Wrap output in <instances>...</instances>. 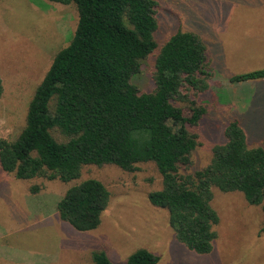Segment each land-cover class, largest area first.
Segmentation results:
<instances>
[{"label": "trees", "instance_id": "trees-1", "mask_svg": "<svg viewBox=\"0 0 264 264\" xmlns=\"http://www.w3.org/2000/svg\"><path fill=\"white\" fill-rule=\"evenodd\" d=\"M49 1L74 3L77 28L35 89L21 132L11 140L0 135L4 171L23 180L71 182L86 166L135 172L152 163L161 184L149 193L150 202L169 211L178 240L200 254L213 250L220 222L215 188L242 192L264 213V141L252 145L238 117L227 121L225 141L214 145L210 162L190 171L210 111L204 96L213 76L200 34L180 28L160 44L158 0ZM151 58L152 88L146 90L137 80ZM256 79H264V68L235 74L231 82ZM3 92L0 73V101ZM110 199L102 181L88 178L66 190L57 210L77 230L90 231L101 224ZM92 260L116 264L101 250ZM158 261L140 248L124 264Z\"/></svg>", "mask_w": 264, "mask_h": 264}, {"label": "rangeland", "instance_id": "rangeland-1", "mask_svg": "<svg viewBox=\"0 0 264 264\" xmlns=\"http://www.w3.org/2000/svg\"><path fill=\"white\" fill-rule=\"evenodd\" d=\"M158 1V42L180 28L193 30L207 43L212 61L211 88L204 96L210 111L190 171L210 162L231 118L242 121L252 145L264 141V79L231 82L235 74L264 68V0ZM78 18L74 3L0 0L2 137L15 139L25 126L35 89L56 54L70 44ZM153 69L151 58L137 80L146 90L152 88ZM184 113L191 115L187 107ZM88 178L102 181L111 199L99 227L79 231L60 217L57 204L71 185ZM160 184L152 163L140 164L135 172L86 166L71 182L18 179L0 167V264H94L97 250L124 264L140 248L159 256L157 264H264V213L242 192L215 188L213 207L220 222L213 250L200 254L178 240L169 211L150 202L149 193Z\"/></svg>", "mask_w": 264, "mask_h": 264}]
</instances>
